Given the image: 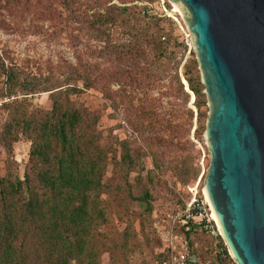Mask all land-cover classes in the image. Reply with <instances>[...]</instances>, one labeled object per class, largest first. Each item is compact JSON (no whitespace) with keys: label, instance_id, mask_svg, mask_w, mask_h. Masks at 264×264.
Returning a JSON list of instances; mask_svg holds the SVG:
<instances>
[{"label":"rangeland","instance_id":"obj_1","mask_svg":"<svg viewBox=\"0 0 264 264\" xmlns=\"http://www.w3.org/2000/svg\"><path fill=\"white\" fill-rule=\"evenodd\" d=\"M76 1L68 8L64 0H0V131L12 118L4 105L17 103L22 120L50 112L53 92L82 89L73 100L109 149L101 198L107 222L96 230V261L163 264L179 231L175 216L193 187L202 192L211 159L184 77L192 34L169 0ZM117 7L147 10L148 18ZM11 69L21 85L54 91L26 96L18 88L8 99L4 73ZM31 150L30 134L11 154L0 148V177L34 174ZM145 194L151 212L137 200Z\"/></svg>","mask_w":264,"mask_h":264},{"label":"trees","instance_id":"obj_2","mask_svg":"<svg viewBox=\"0 0 264 264\" xmlns=\"http://www.w3.org/2000/svg\"><path fill=\"white\" fill-rule=\"evenodd\" d=\"M64 2L71 8L77 1ZM118 9L121 15L130 13L138 19L142 16L141 20L148 18L147 10L143 13L137 7ZM103 19L107 21L109 15L106 13ZM137 53L141 59L142 53ZM190 54L184 65V77L195 97L196 132L201 135L208 117L204 110L207 100L198 64L194 54ZM121 59L124 60L123 56ZM139 61L128 65H138ZM21 84L18 73L12 69L5 71L8 99L18 88L26 96L54 91L43 89L41 84ZM82 93L77 87L53 92L50 112L25 116L22 120L17 115V103L4 105L12 118L0 131V148L11 154L20 136L30 134L34 174L26 173L23 180L14 175L0 177V264H32V256L37 260L33 264H98L94 253L96 230L107 222L101 198L109 149L97 134L95 123L87 122V114L73 100ZM124 161L129 166L134 164L129 151ZM151 199L145 194L137 200L151 212Z\"/></svg>","mask_w":264,"mask_h":264},{"label":"water","instance_id":"obj_3","mask_svg":"<svg viewBox=\"0 0 264 264\" xmlns=\"http://www.w3.org/2000/svg\"><path fill=\"white\" fill-rule=\"evenodd\" d=\"M169 1L207 99L202 193L236 264H264V0Z\"/></svg>","mask_w":264,"mask_h":264},{"label":"built area","instance_id":"obj_4","mask_svg":"<svg viewBox=\"0 0 264 264\" xmlns=\"http://www.w3.org/2000/svg\"><path fill=\"white\" fill-rule=\"evenodd\" d=\"M190 194L175 216L179 231L167 246L163 264H236L199 186Z\"/></svg>","mask_w":264,"mask_h":264}]
</instances>
